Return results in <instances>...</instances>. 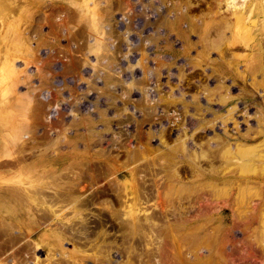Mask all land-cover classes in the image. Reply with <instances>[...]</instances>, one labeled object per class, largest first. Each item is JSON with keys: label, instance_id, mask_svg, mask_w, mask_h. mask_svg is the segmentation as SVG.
<instances>
[{"label": "rangeland", "instance_id": "rangeland-1", "mask_svg": "<svg viewBox=\"0 0 264 264\" xmlns=\"http://www.w3.org/2000/svg\"><path fill=\"white\" fill-rule=\"evenodd\" d=\"M118 1L120 9L101 14V0H6L0 10V160L11 159L28 127L36 131L21 145V160L31 159L32 171L0 167V194L13 186H42L36 174L106 166L110 173L89 170L85 186L75 191L80 197L95 194L96 203L79 207L69 220L80 225L81 216L90 241L73 238L61 245L39 223L27 237L49 235L43 234L39 255L47 248L63 264H109L96 258L97 246L108 251L110 264L125 262L129 250V264H264V23L259 17L252 26L260 50L249 49L241 38L227 43L226 36L222 41L210 34L211 42L201 40L198 26L190 32L176 17L180 9L170 10L179 0L159 7L156 0ZM208 1L188 0L186 13L196 25L202 16L213 18L216 8L211 0L206 9ZM53 2L70 9L71 17L66 9H53ZM77 5L101 15L98 27L109 24L113 31L100 35L89 27L88 34L75 36L87 26ZM150 7L170 12L161 29L147 24L153 20ZM229 8L218 5L214 20L229 16ZM30 21L33 31L42 24L39 32L25 28ZM14 26L27 34L5 32ZM136 42L142 44L136 48ZM226 47L240 56L234 69L225 64ZM31 105L39 110L31 112ZM98 139L84 150V142ZM131 150L130 161L125 154ZM66 206L65 223L71 216ZM11 211L13 218L18 209ZM114 219L132 224L120 228Z\"/></svg>", "mask_w": 264, "mask_h": 264}, {"label": "bare ground", "instance_id": "bare-ground-1", "mask_svg": "<svg viewBox=\"0 0 264 264\" xmlns=\"http://www.w3.org/2000/svg\"><path fill=\"white\" fill-rule=\"evenodd\" d=\"M101 1L104 2V0H101ZM127 1H130V0H127ZM136 1H133V2H136ZM210 1L211 0H209L207 2V4H208L207 6L205 5L206 6V9H210V4H209ZM212 1H213V6H215V8H216V9H214L215 10V13L218 12L217 11L218 10L217 8H218V5H220V4L223 5V6H225V9H226V7L227 8L230 7L229 10H228L229 16L223 15V14H219V18L217 20H214V18H215L214 17V14L215 13L213 14L211 12V14H213V16H212L213 18L208 19L209 17H207L208 20L207 19L204 20L203 19L204 17L203 16L202 17L200 16L201 19H202V21H199L198 18H197V20H198L199 23H198V25H196L197 22L194 21V20H192V19H190L189 16H188V14L186 13L187 6H188V0H179V3L178 4L177 3L174 4L172 2V4H170L171 7H169V8H170V10H174V9H176V10L178 9L179 10L180 9V13L176 17L178 18V21L180 19V23L182 24V26L186 25V27H189V31L190 32L191 31H194L196 29V26H198L197 28L199 29V36H200L201 40H205L207 42L208 41L211 42L213 39H212V36H210V34H213V36L217 37L218 40L220 39L222 41H223L224 37L226 36L227 43L228 42L230 43L231 41L232 42H235L236 40H238V39L241 38V39H243L246 42V44L248 45V48L249 49H253V47H256V48L258 47V49L260 50L259 43L256 41L257 39L255 38V36H256L257 33L256 34L253 33L252 26L255 25V23L257 22V20L259 19V17H260L261 22L264 23V20H263L264 19V0H243V3H245L244 6L243 5H240V4L239 5L237 4L238 2H240V0H212ZM164 2H165V0H156L157 7H159L160 5H162V3H164ZM20 3H19V5L21 7H23V4L24 3H22V4H20ZM5 4H6V0H0V10L6 6ZM16 6L18 7V5H16ZM168 6H169V4H168ZM237 6H239V7H237ZM35 7L37 8V6H35ZM51 7H53V9L55 8L56 10L61 9V8H63L61 10H64V9H66L67 11L70 10V9H67L64 5H55L54 2L51 3ZM59 7H61V8H59ZM78 7H79L80 12H81L80 13V16L83 14V16L86 17L84 19L85 20L84 22L87 24V26L85 28H83L81 26L78 29V31H76L75 36H77V35L82 36L83 34H88L87 29L89 27H90V29H92L91 31H93L95 33L97 32L98 34L100 33V35H102L101 33L104 32V31H105L104 33H107V34H110V31H113V26L112 25H109V24L108 25L104 24L105 29H102L104 27H102V28H99L98 27V24L101 21V15L99 16V18H95L93 14H90V12H92V10H88L89 7L88 8L87 7L82 8V5H79ZM195 7H197V6H195ZM120 8H121V4H120V2L118 0L116 2H115V0H114V2L108 0V1H105L104 2V5H102L98 9H100V12L102 14V12L109 13V12H111L114 9H120ZM21 9L22 8H20L19 10H21ZM143 9L144 8H142V10ZM95 10H96V8H95ZM95 10H94V12H95ZM2 11H4V10H2ZM165 11L166 10H163V9L162 10H159V11H156V10H154V9L151 8V14H153L152 15L153 16V20L152 21H147V24L149 23V25L156 26L157 29H159L162 25H166L167 23H166V20L165 19H167L169 17L168 14H170V12H168V14H167V13H165ZM219 11H221V10H219ZM70 12L71 11H69V13H68L69 14V18L71 17L70 16ZM173 13H174V11H173ZM261 16H263V17L261 18ZM217 17H218V14H217ZM230 17H231L232 20H229ZM186 18H188V22H187V19ZM246 20L249 23L248 26L246 25L247 23L244 24ZM37 21H38V19H37ZM170 21H172V20H170ZM176 23H177V21H175V23L172 21L171 22V25L172 26H173V24L176 25ZM34 24H35V22H34ZM143 24L146 25V22H142V26H144ZM26 25L27 26L25 28H29L31 30V32H36V33L40 31V25L42 26V24H40V25L39 24L38 25L35 24V29L33 31L32 25H31V21L28 22V23H26ZM182 26L180 25V28ZM13 28L14 29H10L8 27V29H7V27H6L5 32H7V31L8 32H10V31L11 32H14L15 35H16V37L24 36L25 34H27V31L26 32L24 31L25 28L22 29L21 27H18V28L15 29V26ZM173 28H175V27H173ZM226 28L227 29L228 28L231 29L230 32H228V35H224ZM211 29H212V31H210ZM262 29H263V27H262ZM163 31H164V29H163ZM183 31H184V29L181 30V33L182 34H183ZM182 37H184L186 40L188 39L185 33H184V36H182ZM250 38H251L250 41H252V39H253L252 42H250V41L248 42V40ZM139 41H141V40H139ZM187 41H189V40H187ZM141 44H142V42H138V43L136 42V46L135 47L137 48ZM187 48L188 47H186L185 49H187ZM230 49H229V47L228 48L226 47V50H227V53L229 54V57H228V59H226L227 62L225 64L227 65V69H231V68L234 69V67H235L234 65H236L238 63V61H235V58H239L240 56L237 53H232L230 51ZM8 55H9V53H8ZM246 56L247 55H245L243 57L245 58ZM192 64H195V63H192ZM196 64L198 65L199 62L196 63ZM186 65H188V64L186 63ZM179 70H180V68H179ZM235 71L237 72V70H235ZM179 73L176 76L182 77L183 74H179ZM11 75L13 76V74H11ZM159 75L160 74H158V71H157V73H155V74L152 73L150 75V78L151 77L157 78ZM13 77H15V76H13ZM95 78H96V76L93 77V79H91V82L93 83V87L96 84ZM2 88H4V87H2ZM41 97H43L45 99L44 95L41 96ZM44 99H43V101H44ZM33 103H35V102H33ZM45 104H46V102L45 103H43L42 101L37 102V106H41L42 105V107L44 108V112H45V107H46ZM33 108H34L35 111L38 109L37 107H34V105H33L31 112H34L33 111ZM76 110H77V108H76ZM78 111H79V109L77 110V112ZM52 114H53V112H52ZM97 114L99 115V111H97ZM36 115L37 114H35V116ZM86 116L88 117V115H86ZM32 119H34V118H32ZM59 119L61 121L62 118L61 117L60 118H55L56 121H58ZM59 123H61V122H59ZM0 125L2 126V123L1 122H0ZM54 125H56V124H54ZM13 126L14 125H12V127ZM48 126H50V125H48ZM63 129H66V128H63ZM74 129H75V127H74ZM83 129H84V127H83ZM1 130L2 129H0V133H1ZM26 130L27 131H25L24 136L21 137L20 140H18V142L13 145L14 146L12 148L13 151L12 152L9 151V152L12 153V154L9 155V157L11 159L5 160V158H4L3 160H0L1 161L0 162V167H2V168L4 167L5 169L6 168L12 169V167L13 168H15V167L18 168L19 167V168H26V169L27 168H30L31 169L30 171H32L31 166H33V164L31 162H29L31 159L28 161L29 163L26 162V161H24V160H21L22 159V156H21V151H22L21 145L25 141H27V142L30 141L31 142V140H33L34 133L36 131V127L35 126L34 127L33 126H30ZM100 138H102V137H100ZM87 139L88 138L86 137V140ZM35 141H36V139H35ZM97 141L100 142L99 139L98 140H93V142L92 141L91 142H84L83 143L84 150L90 148V145L95 144ZM32 142H34V141H32ZM3 143H5V142H3ZM33 146H34V144H33ZM23 149H25V148H23ZM25 152H26V150H25ZM93 153L95 154V152H93ZM99 153H96V154H99ZM234 153H235V150H234ZM134 154H135V151H132V152H127L126 151L125 156H126L127 159H129L131 161L135 157ZM238 154L241 155V151H239ZM100 155H102V154H100ZM100 155H98V156H100ZM232 155H234V154H232ZM52 156H54V154ZM102 157H104V156H102ZM108 157L111 158L112 156H108ZM105 158H106V156H105ZM111 159H113V158H111ZM7 165H9V166L7 167ZM4 168H3V170H4ZM16 168H15V170H16ZM19 168H18V170H19ZM67 168H69V167H67ZM89 170H95V171H97L98 174H104L106 172L110 173L109 168L106 167V166L105 167H101V165H98V164H89V165L88 164H84V165H80L79 164L78 167L75 168V170L69 169V170H66L65 172L63 170L60 173L58 172V173H54V174H51V175H48V176H45V175L44 176H40V175L38 176V174H36V175L34 174L35 177H36L35 179H38V180H40V182H42V184H43L42 186H40L41 185L40 184L37 187L29 188L27 190L24 187H22V186H13V187H10L6 192L0 194V213H1L0 214V264H63L62 257H60V258L53 257L52 256V252H49L50 249H48V250H47V248L45 249L48 252V254H47V252L45 251V253H46V254H44L45 256L44 255H39V251H42L43 250L42 247H41L43 245V243L40 240H42V236L45 233V231L43 232V234L40 233V238L41 239L40 238H36V239H32L30 241L28 240L27 237L31 236L32 231H34L35 228L38 227L36 225H39V223L44 224L45 226L47 225L49 227V229L47 231H49V230L51 231V232L49 231L50 232L49 234L51 236H54V235L57 236V238H58V240H59V242H60L61 245H63V241L64 240L70 239V240L73 241V238L74 239L77 238L76 241L79 242L80 244L87 243V242L90 241V240L84 239L86 237L84 235V234H86V229H85L84 223L82 222L84 219H81L82 218L81 216H78V218H79L78 221L81 222L80 225L78 224V225H75L74 226V223H71L69 221L73 217H75V214L76 213H78L80 211L79 210V207H83V206L86 207V205L96 203L95 202V199H94L95 194L94 195H91V196L80 197L81 195H78V193H76L77 190L83 189V187L85 186L84 183L87 181L85 179V176H86V174L88 173ZM7 171H9V170H7ZM70 172L72 174L73 173L74 174L72 175ZM31 177H33V176H31ZM30 181H32L33 183H37L38 182V181L37 182H34L35 180L34 181L33 180H30ZM23 182H25V181H23ZM20 183H22V182H20ZM112 183H113V181H110L109 182V184H108L109 187L112 185ZM33 186H36V185L33 184ZM156 191H157V189H156ZM62 205L63 206L68 205L65 208L68 209V211H69V213L71 215L70 217H67L69 223L68 222L65 223L64 221H62L65 218V217H63V214L61 212V211H64V210H62V208H63V207H61ZM14 208H17L18 209V211H17L18 213L16 212L17 214H15V217H13V218L8 217L7 214L10 213V212L12 213L11 209H14ZM3 212H4V214H3ZM55 217H59L60 220H58L57 222L56 221L54 222ZM144 219H145V222L152 223V220L149 218V216L144 217ZM114 220L120 226V228L123 227V226L124 227L125 226H130L132 224L131 222H122L121 220H118V219H114ZM99 222H94V225H95V223H99ZM54 223H59V224L58 225H54ZM87 232H88V230H87ZM45 236H46V238L49 237V235H47V233H45ZM48 239H50V238H48ZM40 244H42V245L40 246ZM88 245L92 246V243H90V244L88 243ZM43 248H44V246H43ZM92 248L93 249L96 248L97 250L99 249V253L97 255L94 254L95 256H97L96 258H100L101 257L102 259H107L108 260V263L110 264L111 261L109 259V255H108V251L107 250H104L103 248L101 249L99 247L97 248V246L96 247L92 246ZM122 248H124V247H122ZM96 249H94L95 252H96ZM128 252L125 251L126 261L125 262L123 261L120 264H129V262H130V258H129L130 257V254ZM56 256L59 257L58 254Z\"/></svg>", "mask_w": 264, "mask_h": 264}, {"label": "crops", "instance_id": "crops-1", "mask_svg": "<svg viewBox=\"0 0 264 264\" xmlns=\"http://www.w3.org/2000/svg\"><path fill=\"white\" fill-rule=\"evenodd\" d=\"M49 1V0H48Z\"/></svg>", "mask_w": 264, "mask_h": 264}]
</instances>
